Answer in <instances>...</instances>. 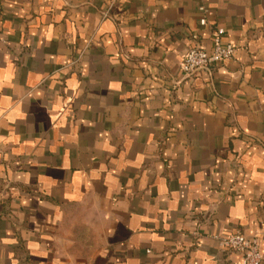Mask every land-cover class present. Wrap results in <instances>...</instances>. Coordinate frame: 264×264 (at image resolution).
I'll list each match as a JSON object with an SVG mask.
<instances>
[{"label": "crops", "instance_id": "1", "mask_svg": "<svg viewBox=\"0 0 264 264\" xmlns=\"http://www.w3.org/2000/svg\"><path fill=\"white\" fill-rule=\"evenodd\" d=\"M235 231L264 264V0H0V264H241Z\"/></svg>", "mask_w": 264, "mask_h": 264}, {"label": "built area", "instance_id": "2", "mask_svg": "<svg viewBox=\"0 0 264 264\" xmlns=\"http://www.w3.org/2000/svg\"><path fill=\"white\" fill-rule=\"evenodd\" d=\"M199 24L204 26L205 20L201 19ZM224 35V30L217 28L213 33L209 50L198 46L189 49L180 65L182 73L196 76L205 70L231 60L235 53V47L224 40ZM215 239L220 249L238 253L241 256V264H262L263 256L259 249L257 237H246L239 231H235L225 237L216 236Z\"/></svg>", "mask_w": 264, "mask_h": 264}]
</instances>
